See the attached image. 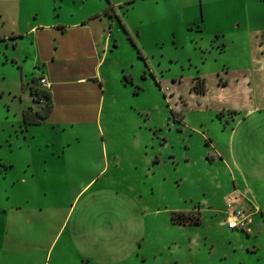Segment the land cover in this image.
Returning <instances> with one entry per match:
<instances>
[{
    "label": "rangeland",
    "instance_id": "rangeland-1",
    "mask_svg": "<svg viewBox=\"0 0 264 264\" xmlns=\"http://www.w3.org/2000/svg\"><path fill=\"white\" fill-rule=\"evenodd\" d=\"M31 2L47 6L48 10L47 15H36L37 12L28 15L33 23L58 22L59 11L53 0ZM99 2L89 0L94 5ZM24 5L23 14L26 10ZM119 9V12L113 9L102 12L103 20L107 18L109 24L113 23L116 29L122 30L123 40L116 36L112 44L118 43L119 51L137 58L144 65L130 34L147 55L156 78L150 70H147V78L140 74L141 81L135 84H140L142 89L136 98H131L133 105L125 104L119 92L117 96L107 94L110 101L117 98L118 108L112 109L107 105L103 110L100 108L102 119L97 107H93L91 111L81 113L88 118L87 124L50 136L42 129L38 130L37 144L15 136L19 146L17 150L7 144V135L12 133L9 131L12 127L6 120L9 114L7 103L0 98V186H26L23 194L16 198L26 200L29 195L34 200L33 191L36 190L50 200V205L55 193L59 199L62 194V201L56 203L57 207L55 204L50 206L48 211L57 217L50 215L49 219L44 212L36 216L37 219L34 215L42 234L40 242L46 243L47 234L62 222L68 201L75 195L77 186H83L82 183L93 176L96 180L104 167L108 172L94 186H129L134 164L139 165L138 171L142 173V167L149 163L157 170L159 168L156 174H151L158 186H185L194 190L198 193L196 197L205 202L204 210L209 211L205 213V224L200 231L213 234L217 245L212 247L209 241L203 240V247L194 256L186 258L188 264H264V167L247 174L249 186L256 196L257 212L253 203L246 205L248 199L245 197L243 203L235 201L237 197H229L227 206L224 198L235 185L242 183L228 162L229 141L225 126L231 124L226 121L240 114L238 108L241 103L251 107L252 100L247 94H240V100V96L234 94L236 79L221 73L228 68L232 72L253 69L254 53L258 52L264 37V0H122ZM96 15L99 14L93 16L99 17ZM219 33L223 37L218 38ZM224 43L227 46L222 48L223 51L216 47ZM25 44L27 46L28 41ZM118 64L125 65L120 60ZM10 65L13 76L9 82L0 80V92L6 87L27 89V83H21L20 66ZM25 65L30 67L27 63ZM116 69L110 74L114 81L119 78ZM132 71L135 72L134 68ZM198 76L206 78L207 91L203 96L192 90ZM34 86L42 88L38 76ZM43 101L38 95L32 100L33 108H39ZM225 102L233 105L216 112L219 103ZM20 106L22 104L16 101L14 107L20 109ZM13 129L19 130V127L14 126ZM213 129L220 139L219 146L212 143L209 131ZM65 148L66 152H61ZM174 159L176 169L172 166ZM237 160L239 162L238 156ZM9 163L14 164L10 172L6 167ZM6 172L8 176H4ZM144 180L148 179L144 176ZM198 187L200 189L195 190ZM209 205L211 209L207 208ZM226 207L227 225L234 208L249 210L245 211L248 215L245 229H230L223 225L221 219L224 215H217L216 209L224 211ZM204 210L190 212L199 211L203 215ZM29 213L25 209L23 218L21 215L11 219L20 224L24 222L28 227ZM249 228L253 233L246 232L250 231ZM44 231L47 232L45 236ZM228 234L238 237L240 242H229ZM58 249L59 246L56 251ZM148 255L141 264H154V255Z\"/></svg>",
    "mask_w": 264,
    "mask_h": 264
},
{
    "label": "crops",
    "instance_id": "crops-1",
    "mask_svg": "<svg viewBox=\"0 0 264 264\" xmlns=\"http://www.w3.org/2000/svg\"><path fill=\"white\" fill-rule=\"evenodd\" d=\"M98 1L94 5L89 0H53L59 11L58 22L35 24L27 16L35 12L36 15H47V6L42 7L31 0H0V80L11 81L10 64H16L22 69L21 83H27V89L21 86L2 89L0 97L8 106L6 120L11 124L9 131L12 133L7 135V144L12 149H19L15 136L37 144L40 129L50 136L87 124L88 118L82 114L93 107H97L102 119L104 106L118 108L117 98L110 101L107 94L117 96L120 93L125 104L133 105L131 98H136L137 93L132 83L125 82V75L133 76L134 81L140 83V74L145 66L137 58L119 51L118 43L112 44L116 36L123 40L122 30L116 29L113 23L109 24L107 18L103 20L102 12L112 9L119 12L122 0ZM23 4L25 14L22 12ZM94 14H99L96 15L99 17H94ZM217 36L221 38L223 34ZM25 41H28L27 46ZM226 46L224 43L216 47L222 50ZM258 48L254 53L253 69L232 72L228 68L221 72L236 79L234 94L240 96V100V94L251 95L252 100L251 107L240 101V114L226 121L231 124L225 126L229 141L228 162L239 174L240 179H236H242V183L235 185L224 198L227 206L229 197H237L235 201L238 203H243L245 197L248 199L246 205L254 204L255 212L256 196L249 186L247 174L264 167V37ZM118 60L125 65H119ZM115 68L119 75L116 81L110 75ZM34 76L47 79L49 84L42 87L51 92L53 108L41 123L22 129V112L33 100L28 82ZM16 83L20 85L18 81ZM205 94L199 93L201 96ZM16 101L22 104L20 109L14 107ZM230 105L233 104L219 103L215 110L221 112ZM14 126L19 130L13 129ZM209 132L212 143L219 146L217 131ZM221 150L222 146L218 151ZM61 152H66V148ZM156 162L160 165L159 159ZM172 164L176 169L175 159ZM13 165H6L8 172L13 170ZM134 165L129 186H94L108 172L106 167L100 170L96 180L93 176L82 183L83 186H77L60 225L49 234L44 231L46 243L40 242L42 234L35 217L41 212L49 215V219L50 215L57 217L48 211L50 206L55 204L57 207L56 203L62 201V194L59 199L55 193L50 205V200L36 190L33 191L35 201L29 195L26 200L16 198L23 194L26 186H0V264H141L147 260L148 254L154 255V264H188L186 258L194 256L203 247V240L209 241L212 247L217 245L213 234L200 231L205 224V213L209 211L204 210L205 202L196 197L198 193L185 186H158L151 174H156L159 168L157 170L148 163L140 173L139 165ZM8 172L4 176H8ZM144 176L148 180H144ZM21 181H25L24 178ZM25 209L31 214L27 219L28 227L24 222L20 224L11 219L21 215L23 218ZM192 210H204L201 225L174 224L171 221L173 211ZM216 210L217 215H224L221 221L228 227L225 221L227 207L224 211ZM249 229L246 232L253 233V229ZM228 235L229 242H240L238 237Z\"/></svg>",
    "mask_w": 264,
    "mask_h": 264
},
{
    "label": "trees",
    "instance_id": "trees-1",
    "mask_svg": "<svg viewBox=\"0 0 264 264\" xmlns=\"http://www.w3.org/2000/svg\"><path fill=\"white\" fill-rule=\"evenodd\" d=\"M122 26L126 32H128V28L125 25V23L122 22ZM129 37L133 43V45L137 49L138 57L142 58L144 61L145 69L142 74V78H147V70H150V73L152 76L156 78V75L154 71L151 70L150 63L148 60L147 55L143 52L142 48L140 47L138 41L134 39L130 34ZM37 76H34L29 82L28 85L30 87L33 100L36 98L38 95L41 96V98L44 99L43 104L39 108H33L32 104L23 110L22 115H23V124L24 126L22 129H25L26 127L34 124H39L41 123L44 119L47 118L49 113L52 111L53 108V103H52V98H51V92L46 90L45 87L42 88H37L34 86V82ZM42 76L39 78L40 80V85L45 86L41 82ZM125 81L127 83H132L135 84L133 76L130 75H125ZM196 84L192 86V90L196 91L197 93L204 94L207 91L206 88V78L203 76L196 77ZM135 93H138L141 89L142 86L140 84H135ZM3 95V91L0 92V97ZM221 114V113H219ZM171 221L174 224H182V225H201L203 221V215L201 212H186V211H173L171 213Z\"/></svg>",
    "mask_w": 264,
    "mask_h": 264
},
{
    "label": "built area",
    "instance_id": "built-area-1",
    "mask_svg": "<svg viewBox=\"0 0 264 264\" xmlns=\"http://www.w3.org/2000/svg\"><path fill=\"white\" fill-rule=\"evenodd\" d=\"M41 82L43 85H48V81L45 77H42ZM248 222V215L241 208H234L228 221V227L230 229H245Z\"/></svg>",
    "mask_w": 264,
    "mask_h": 264
}]
</instances>
